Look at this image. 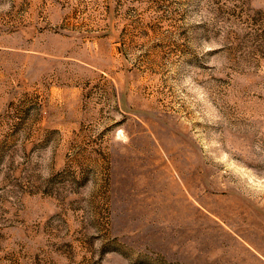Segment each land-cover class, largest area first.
Instances as JSON below:
<instances>
[{
	"label": "rangeland",
	"instance_id": "obj_1",
	"mask_svg": "<svg viewBox=\"0 0 264 264\" xmlns=\"http://www.w3.org/2000/svg\"><path fill=\"white\" fill-rule=\"evenodd\" d=\"M0 264H264V0H0Z\"/></svg>",
	"mask_w": 264,
	"mask_h": 264
}]
</instances>
